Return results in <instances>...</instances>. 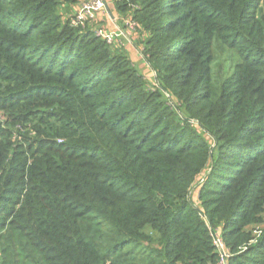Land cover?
Masks as SVG:
<instances>
[{
  "label": "trees",
  "instance_id": "16d2710c",
  "mask_svg": "<svg viewBox=\"0 0 264 264\" xmlns=\"http://www.w3.org/2000/svg\"><path fill=\"white\" fill-rule=\"evenodd\" d=\"M111 1L0 0V264H264V0Z\"/></svg>",
  "mask_w": 264,
  "mask_h": 264
},
{
  "label": "built area",
  "instance_id": "2783aa9c",
  "mask_svg": "<svg viewBox=\"0 0 264 264\" xmlns=\"http://www.w3.org/2000/svg\"><path fill=\"white\" fill-rule=\"evenodd\" d=\"M104 14V15H109L110 19L114 20L115 22H118V18L114 16L111 12V10L108 7L107 0H84L80 4V7L74 14V18H72V23L76 26L78 25H86V23H89L92 20L97 19L98 15ZM124 20V25L121 27L125 26H131V29H135L136 23L133 21L131 18H122ZM96 34L101 36L103 39L107 40L109 43L114 42L115 40L120 41L119 37H126L124 35L123 30L119 27V22H118V27L114 30L112 29H106L104 27H99L96 30ZM216 244L220 248L221 251V261L219 264H226V259L227 256L226 253L223 250V245L220 241L219 238L216 237Z\"/></svg>",
  "mask_w": 264,
  "mask_h": 264
},
{
  "label": "rangeland",
  "instance_id": "374dc122",
  "mask_svg": "<svg viewBox=\"0 0 264 264\" xmlns=\"http://www.w3.org/2000/svg\"><path fill=\"white\" fill-rule=\"evenodd\" d=\"M132 27H133V25H131ZM130 26V27H131ZM119 27L123 30V32H124V35L126 36V38H127V40H128V42H131L130 44H132V45H134V46H136V44L135 43H137V45L139 46V45H141V37H140V35H136L135 37H134V40H135V42L131 39V37L134 35V31H135V29H131L129 26H125V27H121V25H119ZM129 46V45H128ZM136 49H140L139 47L138 48H136ZM134 51H135V49L133 50H130V52H132V53H134ZM137 51V50H136ZM135 61H136V63L138 64V67L140 68V70L145 74V76L147 77V78H150V77H152V73L151 72H149L148 71V69H147V66L145 65V63L141 60V56L139 57V56H137V57H135Z\"/></svg>",
  "mask_w": 264,
  "mask_h": 264
},
{
  "label": "crops",
  "instance_id": "0c3cea01",
  "mask_svg": "<svg viewBox=\"0 0 264 264\" xmlns=\"http://www.w3.org/2000/svg\"><path fill=\"white\" fill-rule=\"evenodd\" d=\"M82 1H84V0H81V2ZM112 1L111 0H107V3H108V5H109V3H111ZM112 4V3H111ZM79 8V7H78ZM78 8L75 10V11H77L78 10ZM112 12V11H111ZM112 14L114 15V16H116L117 18H118V20H120V19H122V17L118 14V12L116 13V14H114L113 12H112ZM104 14H100V15H98V17L97 18H101V16H103ZM107 16L109 17V15L107 14ZM109 19H110V17H109ZM110 21H111V23H109L110 24V26H111V29L112 30H114V29H116L117 27H118V22L116 21H114V20H112V19H110ZM119 25H120V23H119ZM131 43V42H130Z\"/></svg>",
  "mask_w": 264,
  "mask_h": 264
}]
</instances>
